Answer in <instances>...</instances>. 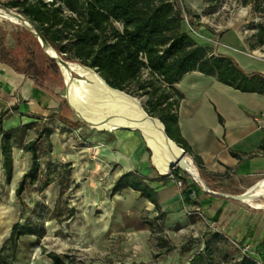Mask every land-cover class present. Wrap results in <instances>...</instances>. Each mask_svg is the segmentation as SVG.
Masks as SVG:
<instances>
[{
    "label": "rangeland",
    "instance_id": "rangeland-1",
    "mask_svg": "<svg viewBox=\"0 0 264 264\" xmlns=\"http://www.w3.org/2000/svg\"><path fill=\"white\" fill-rule=\"evenodd\" d=\"M6 1L0 0V9L3 8L1 3ZM174 3L186 11L183 25L187 30L194 33L189 28L192 23L193 28L204 35L214 34L215 41L229 31H236L245 42L254 43L252 36L257 32V25L264 23V7H258L254 0H174ZM0 32L5 36L12 63L22 66L29 56L26 46L32 45L45 71V82L61 93L65 88L62 73L55 74L49 69L50 59L33 34L22 26L1 21ZM258 47L252 50L257 54L264 52L263 48ZM55 54L63 59L57 52ZM146 78L144 72L140 80ZM126 92L139 97L143 103L147 101L145 95L135 92L133 88ZM172 96L178 98L175 93ZM65 105L72 119L61 115L63 111L58 110L46 120L37 121L28 132L25 142L42 134L36 159L38 180L27 184L20 197L16 190L23 175L31 169L33 156L14 147L13 172L11 179H7L0 153V247L17 221L42 223L44 226L41 238L27 235L20 239L16 258L10 264H54L49 253L57 254L66 263L68 259L65 255L84 264H188L185 254L193 248L192 240L187 239L179 244L178 250L183 252L181 255L172 250L166 255L154 257L168 247H157V234L152 235L148 248L144 244L130 246L123 235L122 225L115 224L116 215L123 206L119 203L115 207L116 201L121 200V192L114 194L113 187L123 168L117 159L101 149L106 148L116 154L120 152L119 136L124 135L128 144L138 145L143 142L141 134L116 128H91L77 119L66 99ZM45 131H51V135L48 137ZM175 169L194 179L182 165ZM263 178L246 181L227 175L224 179L209 178L208 182L202 179L215 192L243 195ZM240 204L248 210L264 212V206L254 207L248 202ZM227 236L230 238L218 229L210 228L207 232L210 254L205 257L204 264H238L245 255V244H239V248L232 236ZM165 238L170 245L173 244L169 238ZM195 254L194 251L192 257Z\"/></svg>",
    "mask_w": 264,
    "mask_h": 264
},
{
    "label": "trees",
    "instance_id": "trees-1",
    "mask_svg": "<svg viewBox=\"0 0 264 264\" xmlns=\"http://www.w3.org/2000/svg\"><path fill=\"white\" fill-rule=\"evenodd\" d=\"M254 1L258 7H264V0ZM1 7L15 9L28 18L64 60L78 61L96 69L115 88L124 91L133 88L135 92L145 95V109L163 120L170 137L187 152L186 142L172 129L177 120L172 108L177 99L183 97L173 85L185 74L198 71L242 92L264 94V73L247 72L234 58L214 54L210 48L198 44L183 30L186 11L179 9L174 0H7L1 3ZM252 37L254 43L246 41L250 49L257 46L264 48V23L257 25V32ZM26 49L29 56L23 65L13 64L8 55L5 36L0 32V62L31 75L40 84L46 83L43 78L45 71L35 48L28 45ZM49 69L55 74L60 72L51 60ZM144 72L147 78L141 81ZM172 93L177 94L178 98H173ZM35 123L5 130L0 119V153L7 179H11L13 172L14 147L31 153L34 159L31 169L23 175L16 190L19 197L27 184L38 180L39 166L36 159L42 134L25 142ZM45 132L48 137L51 135V131ZM192 157L206 182L209 178L223 177L207 172L201 158ZM126 189L138 191L158 211L154 219L147 223L152 235L157 234V247H168L154 257L176 249L165 238L163 223L167 215L160 209L155 188L140 173L131 170L117 179L113 193ZM43 233L42 223L15 222L0 247V264H10L15 260L23 236L37 235L41 238ZM209 254L210 249L206 244L203 251L191 258L190 264H204ZM49 257L54 264H84L66 255L67 263L55 253H49ZM237 263L257 264L247 255L242 256Z\"/></svg>",
    "mask_w": 264,
    "mask_h": 264
},
{
    "label": "crops",
    "instance_id": "crops-1",
    "mask_svg": "<svg viewBox=\"0 0 264 264\" xmlns=\"http://www.w3.org/2000/svg\"><path fill=\"white\" fill-rule=\"evenodd\" d=\"M189 28L193 34L183 25L184 31L214 54L234 58L247 72L264 73V57L250 49L236 31L215 41L214 34L206 36L191 24ZM173 86L183 97L172 108L177 118L172 129L186 142L188 153L201 158L207 172L221 174L220 179L230 175L246 181L264 176V94L242 92L198 71L185 74ZM58 95L53 85L40 84L31 75L0 62V119L5 130L46 120L58 110L70 119L69 109ZM118 138L117 153L129 165L126 169L118 160L123 168L119 176L133 170L155 188L160 209L167 215L163 223L165 237L176 247L177 255L183 253L178 250L179 244L192 240L193 248L185 254L190 264L193 252L205 249L207 232L213 228L228 238L230 234L239 248V244L248 246V256L264 264V212L248 210L240 206L243 202L211 194L195 179L174 169L171 173L184 181V187L179 188L152 163L143 139L137 145L126 143L124 135ZM119 197L115 207L119 203L123 207L115 224L122 225L130 246L144 244L148 248L152 233L147 221L157 215L155 205L132 189L121 191Z\"/></svg>",
    "mask_w": 264,
    "mask_h": 264
},
{
    "label": "water",
    "instance_id": "water-1",
    "mask_svg": "<svg viewBox=\"0 0 264 264\" xmlns=\"http://www.w3.org/2000/svg\"><path fill=\"white\" fill-rule=\"evenodd\" d=\"M9 11L26 22L29 26V31L33 34L49 59L59 67L60 71L62 69H71L68 61L56 56L54 48L47 42L41 32H39L28 18L18 13L15 9H9ZM90 69L93 70L94 68ZM94 72L101 81V84L96 85V93L90 96L83 85H81V91L86 100L90 114L96 117L94 120L86 116L82 110L75 106L70 98L60 93V95L67 100L69 108L80 122L99 130L116 128L126 131H138L147 149L151 152L152 163L161 173L169 174L177 166L188 163L193 166L196 171V176L190 174L209 193L241 202H248L251 200V198L244 194L231 195L211 190L199 174L192 155L170 137L163 120L151 115L145 109L139 97L111 86L98 71L95 70Z\"/></svg>",
    "mask_w": 264,
    "mask_h": 264
},
{
    "label": "bare ground",
    "instance_id": "bare-ground-1",
    "mask_svg": "<svg viewBox=\"0 0 264 264\" xmlns=\"http://www.w3.org/2000/svg\"><path fill=\"white\" fill-rule=\"evenodd\" d=\"M0 21L7 24H16L29 30V26L24 20L11 13L9 9H0ZM71 69H62L61 73L65 81V88L61 91L63 95H66L77 106L82 110L86 116L96 118L90 114L89 108L87 106L86 100L81 91V85L85 88L87 93L91 96L96 93V85L101 84L98 75L90 68L77 63L68 62ZM109 128V127H102ZM102 152L107 153V155L115 158L123 163L124 167L127 169L129 167L127 160L121 154H114L108 151L106 148L101 149ZM182 166L191 174L196 176V171L193 166L188 163H183ZM245 196L251 198L248 203L254 207L264 206V178L254 183L250 186L246 192Z\"/></svg>",
    "mask_w": 264,
    "mask_h": 264
},
{
    "label": "built area",
    "instance_id": "built-area-1",
    "mask_svg": "<svg viewBox=\"0 0 264 264\" xmlns=\"http://www.w3.org/2000/svg\"><path fill=\"white\" fill-rule=\"evenodd\" d=\"M263 49H264V48H263ZM260 55H261L262 57H264V52H261V51H260ZM168 175H169V177H170L173 181H175V183L177 184V186H178L179 188H183V187H184V181H183L182 179L176 178V177L174 176V174L171 173V172H170ZM249 252H250L249 247H248V246H245V247L243 248V253H244L245 255L248 256Z\"/></svg>",
    "mask_w": 264,
    "mask_h": 264
}]
</instances>
